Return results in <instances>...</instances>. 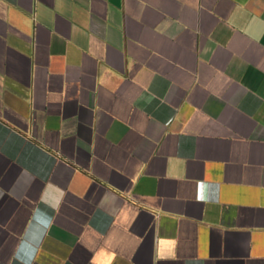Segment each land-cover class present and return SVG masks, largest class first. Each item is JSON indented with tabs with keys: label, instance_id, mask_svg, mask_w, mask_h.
I'll return each instance as SVG.
<instances>
[{
	"label": "crops",
	"instance_id": "0c3cea01",
	"mask_svg": "<svg viewBox=\"0 0 264 264\" xmlns=\"http://www.w3.org/2000/svg\"><path fill=\"white\" fill-rule=\"evenodd\" d=\"M0 264H264V0H0Z\"/></svg>",
	"mask_w": 264,
	"mask_h": 264
},
{
	"label": "clouds",
	"instance_id": "9594fccd",
	"mask_svg": "<svg viewBox=\"0 0 264 264\" xmlns=\"http://www.w3.org/2000/svg\"><path fill=\"white\" fill-rule=\"evenodd\" d=\"M54 218L49 216L48 218V223L45 228V230L40 234V236L36 239L35 241V246H34V254H33V260L35 259L36 254H38L40 246L43 243L44 238L47 235V231L51 228V224L53 223Z\"/></svg>",
	"mask_w": 264,
	"mask_h": 264
}]
</instances>
